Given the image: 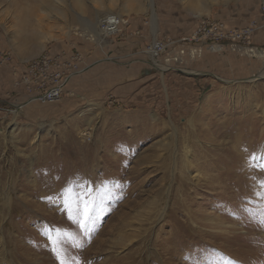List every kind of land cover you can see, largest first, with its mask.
<instances>
[{"label":"rangeland","instance_id":"rangeland-1","mask_svg":"<svg viewBox=\"0 0 264 264\" xmlns=\"http://www.w3.org/2000/svg\"><path fill=\"white\" fill-rule=\"evenodd\" d=\"M0 51L81 59L55 103L0 62V264H264V0H0Z\"/></svg>","mask_w":264,"mask_h":264},{"label":"built area","instance_id":"built-area-1","mask_svg":"<svg viewBox=\"0 0 264 264\" xmlns=\"http://www.w3.org/2000/svg\"><path fill=\"white\" fill-rule=\"evenodd\" d=\"M120 17V16H119ZM117 17L115 15H109L101 20V28L105 34L119 35L123 32L122 26H127L129 20L126 17ZM214 40L220 41L225 38H229L227 27L223 23L217 21L212 23ZM256 23L252 22V25L243 29H236L234 36L240 39L243 35L252 33ZM237 40V39H236ZM157 47L156 52L161 53L164 49L162 43ZM156 46V45H155ZM11 54L5 51H0V62L3 64H9L12 66L14 73L18 76L16 85H23L27 93L28 99L34 101H41L46 103H53L59 101L65 93V87L68 81L75 72H77L78 63L81 59L80 56L75 55L71 61L62 60V56L52 55L50 52H45L38 57L26 60L23 64L24 73L19 75V68L13 59L11 60Z\"/></svg>","mask_w":264,"mask_h":264},{"label":"crops","instance_id":"crops-1","mask_svg":"<svg viewBox=\"0 0 264 264\" xmlns=\"http://www.w3.org/2000/svg\"><path fill=\"white\" fill-rule=\"evenodd\" d=\"M50 53L52 54V55H57V54H55V52L54 51H50ZM26 60H23V61H18L17 62V65H18V68H19V75H21V74H23L24 73V68H23V63L25 62ZM78 72V71H77ZM76 72V73H77ZM79 73V72H78ZM77 73V74H78ZM75 75L74 74V76H72L71 78H70V80L68 81V83L66 84V87H65V93H67V91H68V88H70L69 86H70V84L72 83V81H74V79H76L77 77H79V75L80 74H78V75ZM14 77H15V81L18 79V76H16V75H14ZM10 86H11V83H10ZM17 86V85H16ZM21 87H23L24 88V86L23 85H20ZM16 89V88H15ZM21 90H23V89H21ZM25 90V89H24ZM16 91H17V89H16ZM26 92V91H25ZM22 93L21 91H17V93H19L18 95H21L20 97L21 98H23L24 100H25V102H27V103H31V102H28V96H27V93ZM65 93L63 94V96H62V98L64 97V95H65ZM26 98H27V100H26ZM61 98V99H62ZM60 99V100H61ZM59 100V101H60ZM32 102H41V101H32ZM56 102H58V101H56ZM24 103V102H23ZM41 103H46V102H41ZM55 103V102H54Z\"/></svg>","mask_w":264,"mask_h":264},{"label":"bare ground","instance_id":"bare-ground-1","mask_svg":"<svg viewBox=\"0 0 264 264\" xmlns=\"http://www.w3.org/2000/svg\"><path fill=\"white\" fill-rule=\"evenodd\" d=\"M151 4V3H150ZM151 7H152V4H151ZM107 17V16H106ZM117 17H119V16H117ZM121 17V16H120ZM119 17V18H120ZM105 18V17H104ZM104 18H102V19H104ZM101 19V20H102ZM102 30V29H101ZM100 30V31H101ZM103 31V30H102ZM103 33V32H102ZM106 36V35H105ZM106 38V37H105ZM154 47L150 50V56H151V58H154V56H156V47L158 46L157 44H156V46H155V44L153 45ZM224 45H222V47H223ZM211 49L213 50V51H215V50H219L220 49V46H215V47H211ZM198 51V50H197ZM196 51V52H197ZM192 54H194V52H192ZM256 55L259 57V58H261V61L264 63V53L263 52H256ZM263 65V64H262ZM162 69V68H161ZM259 77H264V72H262L261 74H259ZM257 79V78H256ZM227 82V81H226ZM228 83V82H227ZM32 101H34V100H30L29 102H32ZM247 134V133H246ZM245 134V136H242V137H240L241 139H246V135ZM248 138V137H247ZM254 140L256 141V140H258V138H254ZM256 149V148H255ZM257 152V151H256Z\"/></svg>","mask_w":264,"mask_h":264},{"label":"snow or ice","instance_id":"snow-or-ice-1","mask_svg":"<svg viewBox=\"0 0 264 264\" xmlns=\"http://www.w3.org/2000/svg\"><path fill=\"white\" fill-rule=\"evenodd\" d=\"M87 213H88V210H87V208H85V211H84L85 221L87 219ZM83 223H84V221H81V224H83ZM52 251L56 254V258L60 262V264H65V261L61 256L60 250H58L57 248H53Z\"/></svg>","mask_w":264,"mask_h":264}]
</instances>
